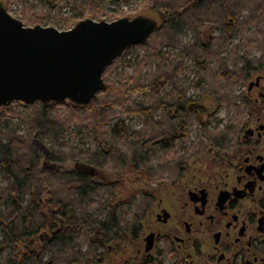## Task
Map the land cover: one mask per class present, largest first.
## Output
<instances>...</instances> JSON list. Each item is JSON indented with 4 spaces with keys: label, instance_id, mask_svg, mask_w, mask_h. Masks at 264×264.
<instances>
[{
    "label": "trees",
    "instance_id": "1",
    "mask_svg": "<svg viewBox=\"0 0 264 264\" xmlns=\"http://www.w3.org/2000/svg\"><path fill=\"white\" fill-rule=\"evenodd\" d=\"M58 1L61 2L48 0L50 8L56 9ZM110 1L113 0H86L80 15L85 16L89 8L92 11L90 15L97 16L99 5ZM119 1L124 4L130 2ZM148 1L145 8L158 12L162 19L161 25L152 33L158 34V39L149 43L150 60L156 66V71L149 77V84L144 85L135 78L137 69L136 74L126 77L120 85H106L105 90L89 104L79 106L71 103L70 119L52 116L50 109L58 103L48 102L40 103L31 120L25 122L27 135L44 129L50 139L53 148L49 154L43 153L52 163L49 168L40 165L43 155L39 148L31 139L18 135L15 125L9 120L13 114L11 105L15 103L0 112V181L5 183L0 192V254L5 249L9 251L3 264L92 262L98 256V250L135 234L147 202L139 205L130 220L124 219L122 208L128 200L123 197V186L118 180L108 184L94 181L91 169L120 166L149 181L164 174H179L180 162L173 165L162 159L155 166L149 165L159 151H163L165 156L171 155L176 139L186 138L185 122L202 115L204 107L201 97L191 98L181 87L178 76L183 72L182 63L172 62L168 53L160 54V47H180L192 57L194 68L211 75L208 95L212 100V97L216 98L218 109L233 107L236 98L231 92L233 86L244 82L251 68L264 60V0ZM211 11L217 13L216 19L208 17ZM207 24L218 32L212 38L210 48L213 45L219 48L209 52L199 41ZM253 27V37L246 39L245 47L260 49V58L249 60L245 55H238L234 48L230 54L236 66L230 70L229 61L218 58L220 51L227 47L236 31L243 34ZM189 29L196 33L194 42L178 44L176 38ZM216 58L217 71L212 72L204 63ZM239 62L241 67L236 69ZM221 80L224 85L219 84ZM143 93L152 100L149 105L132 101L133 96ZM78 109L84 110L83 117L77 116ZM161 112V118L154 120L155 115ZM126 116L140 118L146 131L131 130L123 119ZM115 117L119 120L108 126ZM77 123L87 129L93 149L77 151L69 141H61L66 130ZM227 143L225 136L208 137L206 149L223 147ZM121 144L129 148V154L121 152ZM66 163H78L91 169L89 172L83 167L80 171L74 168L65 170L62 166ZM38 240L41 244L36 243Z\"/></svg>",
    "mask_w": 264,
    "mask_h": 264
},
{
    "label": "rangeland",
    "instance_id": "2",
    "mask_svg": "<svg viewBox=\"0 0 264 264\" xmlns=\"http://www.w3.org/2000/svg\"><path fill=\"white\" fill-rule=\"evenodd\" d=\"M94 1L98 2L99 0ZM0 2L4 4L10 16L20 20L26 27L39 25L42 27H53L58 31H65L71 29L75 24L85 19H90L96 22H112L120 18H134L137 16L149 17L155 20L158 26H160L162 23V19L158 12L145 8V5L149 4L148 0H130L128 4H124L119 0L104 2L99 5L100 12H98V15L93 17L90 15L92 11H90L89 8L86 9L88 11H86L85 16L80 15L81 10L83 9V7H85V5L83 6L82 4H86V0H61V2L58 1L60 3L59 5H57L56 9L50 8L51 6L48 4V0H0ZM80 4L82 5V7L78 8ZM245 13L246 11L244 10L243 14ZM208 17L216 19L217 13L215 14V12L211 11V13L208 14ZM254 30L255 29L253 27L243 34H240V32L236 31L232 35L231 41L227 45V47L224 50L220 51L218 58L227 59L229 61L228 67L230 68V70H234L236 66L232 62L233 58L230 54L234 50V48H236L237 53L240 56H244L246 52L250 51L246 54L259 56L255 60H258V58H260L262 54L260 49L254 47L249 49L245 47L246 39L253 37ZM217 35L218 32L212 30L210 24L205 25V27L201 31L199 41L204 45L205 48H207L208 52L210 50L219 48L216 45H213L212 49L210 48V46L213 44L212 38L216 37ZM158 36V34H152L144 44L131 46L127 50H125L105 69L102 76L104 83L106 85H120L124 82L126 77H130L136 74L135 72L138 69L139 71L136 75H134L135 78H138L144 85L149 84L150 75H152L156 71L155 64L150 60L149 43L152 40L158 39ZM195 37L196 33L193 32L192 29H189L185 30L184 33L179 35L176 38V41L181 45L192 44L195 40ZM158 51L162 55L164 53L170 54L172 62L182 63L181 67L183 69V72L178 76V78L180 79V85L185 89L187 96L191 98L201 97V103L204 107V112L202 113V115L198 117H192L188 122H185L187 133H185L186 138L176 139L175 148H173L171 155L165 156V153L163 151H159L158 155H156L157 157L152 158L151 165H149L155 166L156 164L160 163L162 159L173 165L180 162L181 168L179 174H164L161 177H156L149 181L147 178H144L137 173L131 172L128 168L123 169L120 166L114 167L112 165H108L107 167L99 169L95 168L94 170L91 169L90 166H79L78 163H66L62 166V168L65 170H71L72 168L77 170V166L83 167L87 170V172H89L88 170L91 169L93 170L91 172L93 180L99 183L108 184L118 180L117 182H119V184H121L124 188L123 197L128 200V203H130L129 205H127V203L122 208L124 219L126 220H130L132 218V216L136 213L139 205L143 201H151V194H154L156 196V200L159 198L164 199V205L167 208H171V210L177 211L179 207L175 202L173 190L170 188L173 185V180L177 178L186 180L192 174H194L195 171L203 170L207 167L206 164L209 162V159L205 156H202L204 155L203 150H206L207 138L226 136V129L232 122L231 118L234 119L235 116L232 108L227 109L225 107H222L218 109L219 106L217 104L216 98L212 97V100L210 98L211 96L208 95V83L212 80L211 75L205 73L203 69L199 70L197 68H194L193 59L192 57H190V55L188 56V54H185L180 47L174 46H162L158 49ZM218 58L205 61L204 65L206 66V68L212 70V72H216L218 67L216 61H218ZM146 62L148 63V65H144V63ZM259 65H264V60H261L260 64H256L257 67H259ZM241 82L242 81H240V83ZM219 84L224 85V81H219ZM243 84L244 82L239 85H234L231 91L232 95L237 96V91L243 90L242 88H240V86ZM214 93L217 94L219 93V91H217V93L214 91ZM236 98L233 100V104L237 101ZM132 101L142 103L144 105H149L152 100L147 93H143L137 96H133ZM39 105V102H36L33 105H22L19 103L12 104L11 109L13 110V114L9 116V120L15 125L18 135H22L23 137L31 139L32 143H34V140L36 142L42 143L46 147V151L49 154L50 149L53 147L51 145L50 139L45 135L44 129H41L40 131L31 135L26 134L27 124H25V122L31 120V115L35 113ZM70 105L71 103H69L68 101L64 103L54 104L50 109L52 116L55 117L60 115L65 119H70ZM3 108L4 107L0 108V112H2ZM162 115V112L156 114L154 120H159ZM77 116L83 117L84 110L78 109ZM165 118H167V116H165ZM123 119L125 121V124L129 126L131 130L140 133H144V131H146L140 118L134 116H126ZM117 120H119V117L113 118L108 126L114 124ZM231 124H233V122ZM203 135L205 137H203ZM61 141H69L71 146L77 151L91 150L94 147L92 142L90 141L87 129L78 123L71 125L66 130ZM119 149L123 153H130L129 148L123 144L119 146ZM38 150L43 155L40 165L44 168H49V166L52 164L51 161L45 158L43 150H40V148ZM155 180L163 181L157 183ZM4 186V181H0V192ZM1 209L2 207L0 203V210ZM36 243L41 244L39 240ZM109 246L110 249L106 250V246L105 248H103L104 253L101 252L103 261L98 260V258L101 256L98 255L92 262H87L84 260L73 264H112L115 261H123V259L132 256V254L130 253V249L126 247L128 245L126 244L125 240L111 243ZM8 252V249H5V251L0 254V264L4 263L5 255Z\"/></svg>",
    "mask_w": 264,
    "mask_h": 264
},
{
    "label": "flooded vegetation",
    "instance_id": "3",
    "mask_svg": "<svg viewBox=\"0 0 264 264\" xmlns=\"http://www.w3.org/2000/svg\"><path fill=\"white\" fill-rule=\"evenodd\" d=\"M245 81L227 145L204 150L205 169L173 180L177 211L151 194L137 231L123 238L132 256L112 264H264V65Z\"/></svg>",
    "mask_w": 264,
    "mask_h": 264
},
{
    "label": "water",
    "instance_id": "4",
    "mask_svg": "<svg viewBox=\"0 0 264 264\" xmlns=\"http://www.w3.org/2000/svg\"><path fill=\"white\" fill-rule=\"evenodd\" d=\"M157 26L137 16L112 22L85 19L65 31L26 27L0 3V108L89 104L106 88L105 69L129 47L144 44ZM34 143L47 154L42 143Z\"/></svg>",
    "mask_w": 264,
    "mask_h": 264
}]
</instances>
